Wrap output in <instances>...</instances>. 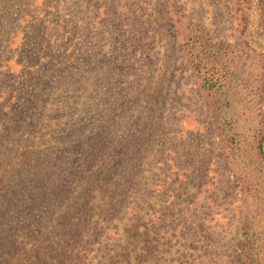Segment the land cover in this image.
<instances>
[{
  "label": "rangeland",
  "instance_id": "374dc122",
  "mask_svg": "<svg viewBox=\"0 0 264 264\" xmlns=\"http://www.w3.org/2000/svg\"><path fill=\"white\" fill-rule=\"evenodd\" d=\"M33 1L36 9L29 11L28 23H40L46 37L60 44L55 47L57 54L69 57L71 62L64 61L70 70L68 86L77 84L80 78L92 82L94 66L107 67L105 72L113 71L111 74L118 78L110 81L111 91L102 111L106 117L102 119H108L113 127L111 140L120 135L119 126L125 118L133 126L131 134L139 130L147 142V152L135 160L137 179L131 188L120 189L121 202L128 206L125 213L111 219L92 212L98 223L76 251L84 264H252L246 258L247 248L253 250V264H264V225L258 224L256 217L263 207L252 209L260 203L258 192L252 191L258 184L245 179L239 157H228L222 132L206 105L200 83L182 57L181 41L176 37L177 30L196 29L213 42L229 46L234 59L246 70L236 85L251 80L247 74L263 71L264 45L260 48L254 43L249 49L243 44L236 30L234 3L0 0L1 20L7 19L0 25V50L4 49L5 59L18 51L19 42L26 37L17 33L13 39H5L17 32L15 25L5 24L18 13L23 14ZM256 19L257 15L254 23ZM89 55L95 60L87 59ZM7 69L18 72L20 68L9 61ZM73 96L72 91L58 93L57 104L62 105L64 100L67 112L61 118L55 104L49 119L59 128L76 117L78 102L72 100ZM243 96L249 95L236 96L235 100ZM260 108L264 113V101ZM84 138L87 141L92 137ZM43 144L34 146L30 160L26 159L30 171L23 165L19 174L9 175L14 190L24 192L20 206L31 198L41 206H50L54 200L57 175L44 173L39 166L55 164L58 169L62 164L63 169L71 171L69 164L75 157L82 159L79 154L67 153L60 155L64 162L58 161L60 148ZM69 187H75L73 179ZM100 199L96 196L94 202L100 203ZM21 238L26 235H16L19 241Z\"/></svg>",
  "mask_w": 264,
  "mask_h": 264
},
{
  "label": "trees",
  "instance_id": "16d2710c",
  "mask_svg": "<svg viewBox=\"0 0 264 264\" xmlns=\"http://www.w3.org/2000/svg\"><path fill=\"white\" fill-rule=\"evenodd\" d=\"M230 1L235 5L236 30L243 44L249 49L254 43L262 48L264 0ZM34 2L24 10L28 13H18L5 24L17 27V32L9 33L10 37L5 39H13L17 33L26 35L19 42L18 51L5 59L4 49L0 50V264H84L76 251L84 246L89 230L98 223L92 212L111 219L125 213L128 206L121 202L120 189L131 188L137 179L135 160L142 157L147 142L139 130L131 134L133 126L125 118L119 126L120 135L111 140L113 127L108 125V119H102L106 118L102 111L111 91L110 81L118 78L111 74L113 71L105 72L107 67L94 66L92 82L80 78L77 84L68 86L70 70L64 61L71 62L69 57L57 54L55 47L60 44L46 37L40 23H28L29 11L36 9ZM5 21L0 17V25ZM176 37L181 41L182 57L200 83L206 105L222 132L228 157H239L245 179L258 184L252 191L258 192L260 203L252 209L262 205L256 217L258 224L264 225V198L260 195L264 189V113L260 108L264 101V68L262 72L247 74L251 80L236 85L246 70L234 59L229 46L213 42L196 29L177 30ZM261 53L264 58V51ZM86 58L95 60L92 55ZM9 61L18 65V72L7 69ZM60 91H72L78 109L76 117L59 128L49 116L55 104L61 118L67 112L64 100L62 105L57 104ZM244 94L249 96L235 100ZM85 136L92 138L86 141ZM42 142L44 147L55 144L60 148L58 161L64 162L60 155L67 153L79 154L82 159L75 157L69 164L71 171L63 169L62 164L58 169L55 164L39 166L40 171L57 175L59 185L54 186V200L50 206H41L31 198L28 204L20 206L24 192L14 190L15 183L9 175L19 174L23 165L30 171L26 159L30 160L33 147ZM64 172H70L68 178ZM70 179L75 181L71 189ZM96 196L101 197L100 203L94 202ZM21 234L26 238L19 241L16 235ZM246 252L247 260L253 264L252 248Z\"/></svg>",
  "mask_w": 264,
  "mask_h": 264
}]
</instances>
